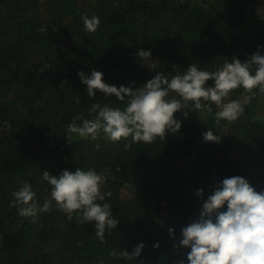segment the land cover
I'll list each match as a JSON object with an SVG mask.
<instances>
[{
    "label": "trees",
    "instance_id": "obj_1",
    "mask_svg": "<svg viewBox=\"0 0 264 264\" xmlns=\"http://www.w3.org/2000/svg\"><path fill=\"white\" fill-rule=\"evenodd\" d=\"M264 0H0V264H264Z\"/></svg>",
    "mask_w": 264,
    "mask_h": 264
},
{
    "label": "rangeland",
    "instance_id": "obj_2",
    "mask_svg": "<svg viewBox=\"0 0 264 264\" xmlns=\"http://www.w3.org/2000/svg\"><path fill=\"white\" fill-rule=\"evenodd\" d=\"M255 114H257V116L259 117H263L264 116V107L260 108L259 106L255 108Z\"/></svg>",
    "mask_w": 264,
    "mask_h": 264
}]
</instances>
